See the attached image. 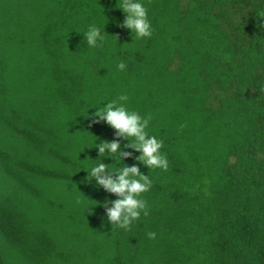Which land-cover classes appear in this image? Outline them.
Instances as JSON below:
<instances>
[{
	"label": "trees",
	"instance_id": "1",
	"mask_svg": "<svg viewBox=\"0 0 264 264\" xmlns=\"http://www.w3.org/2000/svg\"><path fill=\"white\" fill-rule=\"evenodd\" d=\"M139 2L150 38L121 0H0V264H264V0ZM114 100L150 117L167 171L126 140L98 157L115 130L91 114ZM101 161L152 181L130 230L89 181Z\"/></svg>",
	"mask_w": 264,
	"mask_h": 264
},
{
	"label": "clouds",
	"instance_id": "2",
	"mask_svg": "<svg viewBox=\"0 0 264 264\" xmlns=\"http://www.w3.org/2000/svg\"><path fill=\"white\" fill-rule=\"evenodd\" d=\"M125 14V19L120 25L123 28L130 29L135 33L137 39L150 38L152 35L151 24L148 20L147 9L139 0H121L118 7ZM85 40L90 47H102L105 42V35L101 29L89 26L85 33ZM120 70H124V62L118 64ZM119 101H127L126 95H121ZM150 117L142 118L137 112L129 111L123 104L117 101H111L91 114L92 124H98L101 121L106 122L115 130V139L112 141L102 140L95 147L98 148V157H103L107 153L109 157H115L122 163L126 158L132 157L133 153L123 149H133L140 155L134 159L146 166L148 169L160 168L168 170L167 157L161 154L160 149L163 142L155 136L149 137L145 129L148 127ZM121 140L128 141L121 147ZM108 164L99 162L91 168L88 176H91L96 182L97 187H102L105 192L114 194L117 198L112 201L105 200V208L108 222L113 226L130 230L133 221L138 220L143 212L144 216L149 214L147 201L140 198L141 195L150 190L152 181L148 175L140 171L137 164L118 167L116 171L110 172ZM109 203L111 207H109ZM92 212V208L88 210ZM149 239H155L156 233L149 232Z\"/></svg>",
	"mask_w": 264,
	"mask_h": 264
}]
</instances>
